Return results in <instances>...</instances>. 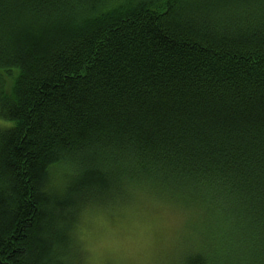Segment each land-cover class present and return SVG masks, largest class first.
<instances>
[{
    "label": "trees",
    "instance_id": "16d2710c",
    "mask_svg": "<svg viewBox=\"0 0 264 264\" xmlns=\"http://www.w3.org/2000/svg\"><path fill=\"white\" fill-rule=\"evenodd\" d=\"M223 2L131 0L76 26L61 0H0V264L48 246L46 165L96 138L186 175L264 235V23L217 30L206 7ZM106 183L91 169L71 190Z\"/></svg>",
    "mask_w": 264,
    "mask_h": 264
},
{
    "label": "clouds",
    "instance_id": "9594fccd",
    "mask_svg": "<svg viewBox=\"0 0 264 264\" xmlns=\"http://www.w3.org/2000/svg\"><path fill=\"white\" fill-rule=\"evenodd\" d=\"M131 6V0H61L55 11L79 26ZM206 12L217 30L255 27L264 23V0H226ZM55 151L40 184L48 197L40 235L49 243L38 257L26 251L20 264H264V235L235 222L222 202L195 195L186 175L101 138ZM91 169L107 183L72 191ZM9 184L0 176V191ZM68 197L75 198L70 216L59 208Z\"/></svg>",
    "mask_w": 264,
    "mask_h": 264
},
{
    "label": "rangeland",
    "instance_id": "374dc122",
    "mask_svg": "<svg viewBox=\"0 0 264 264\" xmlns=\"http://www.w3.org/2000/svg\"><path fill=\"white\" fill-rule=\"evenodd\" d=\"M3 121L0 119V128H2L3 127Z\"/></svg>",
    "mask_w": 264,
    "mask_h": 264
}]
</instances>
